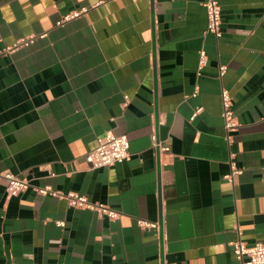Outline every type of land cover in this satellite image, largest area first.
<instances>
[{
    "label": "crops",
    "instance_id": "obj_1",
    "mask_svg": "<svg viewBox=\"0 0 264 264\" xmlns=\"http://www.w3.org/2000/svg\"><path fill=\"white\" fill-rule=\"evenodd\" d=\"M205 1L0 0V51L37 36L0 56V264H238L232 241L264 244V0H219L218 38ZM107 133L129 159L93 169ZM6 173L28 189L7 199Z\"/></svg>",
    "mask_w": 264,
    "mask_h": 264
},
{
    "label": "built area",
    "instance_id": "obj_2",
    "mask_svg": "<svg viewBox=\"0 0 264 264\" xmlns=\"http://www.w3.org/2000/svg\"><path fill=\"white\" fill-rule=\"evenodd\" d=\"M206 13V33L213 35L215 38L220 36L221 26V6L219 0H206L203 4ZM82 12H74L63 17V23L79 16ZM37 39L35 35H29L14 43L12 46L5 47L0 51V56L5 54H11L21 47H27ZM206 61V53L202 50L199 53V65L198 71L204 66ZM224 67H219V76L224 74ZM222 103V118L224 120V128L227 133L234 132L240 126L234 110L232 98L229 91L225 88L220 92ZM125 102L127 97H124ZM198 109L196 112H198ZM155 141V136H152ZM230 136L227 135V140L230 141ZM166 148H162V151H166ZM92 168L99 169L113 166L118 162H122L129 159V141L125 135H115L113 133H107L104 137L98 139L96 147L89 154ZM238 173L237 169L231 164V174L225 177L231 181L232 176ZM5 180V194L6 198L16 197L28 189L29 183L25 178H19L9 173L3 175ZM40 195H50L58 199H63L67 202L69 207L75 209H87L95 214L106 217L109 220H114L118 217V213L112 210L105 204L98 202H91L82 194L78 193H59L51 190L50 188L35 189ZM138 224L144 228L156 229V223H149L145 221H138ZM59 227L63 226V223H57ZM233 254L238 264H264V244L255 243L253 245H247L241 240H235L230 243Z\"/></svg>",
    "mask_w": 264,
    "mask_h": 264
}]
</instances>
